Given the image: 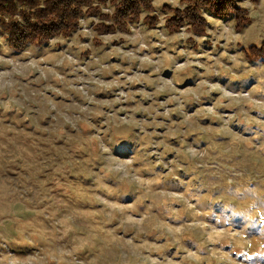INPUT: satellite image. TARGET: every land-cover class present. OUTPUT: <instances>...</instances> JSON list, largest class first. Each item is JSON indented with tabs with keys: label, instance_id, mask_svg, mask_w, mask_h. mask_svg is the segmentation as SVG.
Wrapping results in <instances>:
<instances>
[{
	"label": "rangeland",
	"instance_id": "obj_1",
	"mask_svg": "<svg viewBox=\"0 0 264 264\" xmlns=\"http://www.w3.org/2000/svg\"><path fill=\"white\" fill-rule=\"evenodd\" d=\"M164 4L20 52L0 27V264H264V0L204 35Z\"/></svg>",
	"mask_w": 264,
	"mask_h": 264
},
{
	"label": "trees",
	"instance_id": "obj_2",
	"mask_svg": "<svg viewBox=\"0 0 264 264\" xmlns=\"http://www.w3.org/2000/svg\"><path fill=\"white\" fill-rule=\"evenodd\" d=\"M238 0H180L182 7L164 4L168 13L163 22L168 33L179 32L184 25L193 34L204 35L206 18L203 11L218 18L234 14V29L241 31L250 18L247 10L237 4ZM257 3L259 0H250ZM107 6L112 11L104 10ZM142 12H146L141 18ZM153 0H0V27L6 45L15 52L27 46L46 45L53 37H68L80 25L83 17H97L93 25L97 34L127 32L129 25L142 21L152 28L158 22ZM99 43L98 40H94ZM244 57L252 62L264 57V39L259 45L243 48ZM17 160L12 156L7 163L8 170L14 172ZM7 200L8 196H1Z\"/></svg>",
	"mask_w": 264,
	"mask_h": 264
}]
</instances>
